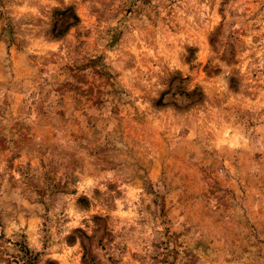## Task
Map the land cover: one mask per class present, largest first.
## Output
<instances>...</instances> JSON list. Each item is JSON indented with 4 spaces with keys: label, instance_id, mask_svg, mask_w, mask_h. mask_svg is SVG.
Masks as SVG:
<instances>
[{
    "label": "rangeland",
    "instance_id": "374dc122",
    "mask_svg": "<svg viewBox=\"0 0 264 264\" xmlns=\"http://www.w3.org/2000/svg\"><path fill=\"white\" fill-rule=\"evenodd\" d=\"M0 264H264V0H0Z\"/></svg>",
    "mask_w": 264,
    "mask_h": 264
}]
</instances>
